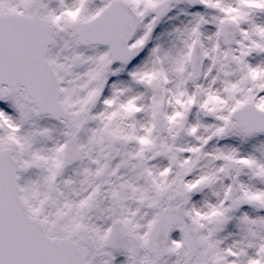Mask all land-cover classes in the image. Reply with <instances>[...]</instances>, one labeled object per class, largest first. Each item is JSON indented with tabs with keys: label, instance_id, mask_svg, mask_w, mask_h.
Instances as JSON below:
<instances>
[{
	"label": "snow or ice",
	"instance_id": "snow-or-ice-1",
	"mask_svg": "<svg viewBox=\"0 0 264 264\" xmlns=\"http://www.w3.org/2000/svg\"><path fill=\"white\" fill-rule=\"evenodd\" d=\"M0 264H264V0H0Z\"/></svg>",
	"mask_w": 264,
	"mask_h": 264
}]
</instances>
